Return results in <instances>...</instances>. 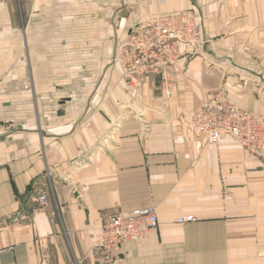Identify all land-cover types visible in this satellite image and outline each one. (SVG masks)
Listing matches in <instances>:
<instances>
[{"label": "crops", "instance_id": "obj_1", "mask_svg": "<svg viewBox=\"0 0 264 264\" xmlns=\"http://www.w3.org/2000/svg\"><path fill=\"white\" fill-rule=\"evenodd\" d=\"M181 10L202 37L173 93L148 76L131 98L119 45ZM215 89L264 116V0H0V219L34 211L0 228V264H264V156L191 128ZM147 206L157 226L105 262L90 233Z\"/></svg>", "mask_w": 264, "mask_h": 264}, {"label": "built area", "instance_id": "obj_2", "mask_svg": "<svg viewBox=\"0 0 264 264\" xmlns=\"http://www.w3.org/2000/svg\"><path fill=\"white\" fill-rule=\"evenodd\" d=\"M201 37L200 22L191 11L186 10L160 14L149 22L132 25L114 57L128 95L136 98L142 80L157 76L156 89L165 97H170L176 86L175 71L183 50L194 47ZM191 128L204 142L217 143L229 135L247 153L264 156V117L238 106L220 89L207 91L199 100L192 113ZM36 204L37 208L47 205L44 193L36 197ZM33 214V210L18 208L0 219V228L29 221ZM195 220L192 214L176 218L178 223ZM157 223L153 206L114 212L103 217L100 228L91 232L89 239L93 247L103 252L104 260L108 262L115 257L122 242L145 239Z\"/></svg>", "mask_w": 264, "mask_h": 264}, {"label": "water", "instance_id": "obj_3", "mask_svg": "<svg viewBox=\"0 0 264 264\" xmlns=\"http://www.w3.org/2000/svg\"><path fill=\"white\" fill-rule=\"evenodd\" d=\"M65 100H62L61 102L63 103Z\"/></svg>", "mask_w": 264, "mask_h": 264}, {"label": "rangeland", "instance_id": "obj_4", "mask_svg": "<svg viewBox=\"0 0 264 264\" xmlns=\"http://www.w3.org/2000/svg\"><path fill=\"white\" fill-rule=\"evenodd\" d=\"M256 114V113H255ZM264 117V116H263ZM196 217V216H195Z\"/></svg>", "mask_w": 264, "mask_h": 264}]
</instances>
